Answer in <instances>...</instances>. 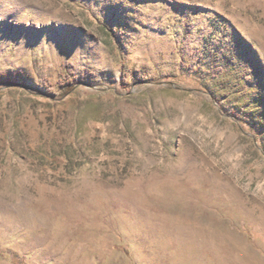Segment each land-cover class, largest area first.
<instances>
[{
	"label": "rangeland",
	"instance_id": "rangeland-1",
	"mask_svg": "<svg viewBox=\"0 0 264 264\" xmlns=\"http://www.w3.org/2000/svg\"><path fill=\"white\" fill-rule=\"evenodd\" d=\"M0 264H264V0H0Z\"/></svg>",
	"mask_w": 264,
	"mask_h": 264
},
{
	"label": "trees",
	"instance_id": "trees-1",
	"mask_svg": "<svg viewBox=\"0 0 264 264\" xmlns=\"http://www.w3.org/2000/svg\"><path fill=\"white\" fill-rule=\"evenodd\" d=\"M61 87H62L63 89H65V92L67 91V90H66L67 88H65L64 86H61Z\"/></svg>",
	"mask_w": 264,
	"mask_h": 264
}]
</instances>
